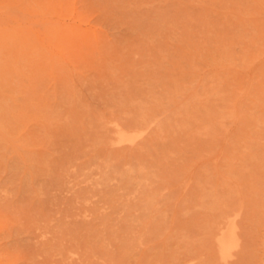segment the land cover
<instances>
[{
  "label": "rangeland",
  "instance_id": "1",
  "mask_svg": "<svg viewBox=\"0 0 264 264\" xmlns=\"http://www.w3.org/2000/svg\"><path fill=\"white\" fill-rule=\"evenodd\" d=\"M0 8V264H264V0ZM236 212L241 245L224 259L215 232Z\"/></svg>",
  "mask_w": 264,
  "mask_h": 264
},
{
  "label": "bare ground",
  "instance_id": "2",
  "mask_svg": "<svg viewBox=\"0 0 264 264\" xmlns=\"http://www.w3.org/2000/svg\"><path fill=\"white\" fill-rule=\"evenodd\" d=\"M74 2H75V1H74ZM0 10H1V8H0ZM8 10H9V9H8ZM12 15H13V14H12ZM34 16H35V15H34ZM16 17H17V15H16ZM11 19H12V18H11ZM13 19H14V18H13ZM31 19H32V18H31ZM6 20H7V19H6ZM8 21H9V19H8ZM38 21H39V20H38ZM12 22H13V21H12ZM26 22H27V21H26ZM18 23H19V22H18ZM20 23L22 24V22H20ZM34 23H35V22H34ZM82 23H83V22H82ZM6 24H7V23H6ZM31 24H32V21H31ZM35 24H36V23H35ZM63 24H64V23H63ZM3 25H5V24H3ZM3 25H2V26H3ZM7 25H8V24H7ZM27 25H28V24H27ZM29 25H30V24H29ZM74 25H75V24H73V27H76V26H77V25H76V26H74ZM71 26H72V24H71ZM32 27H33V26H32ZM34 27H35V26H34ZM34 27H33V28H34ZM65 28H66V27H65ZM76 28H77V27H76ZM79 28H80V27H79ZM93 28H95V27H93ZM36 29H37V28H36ZM39 29H40V28H38V30H39ZM71 29H73V28L71 27ZM95 30H96V29H95ZM16 31H17V30H16ZM18 31H19V30H18ZM32 31H33V30H32ZM73 31H74V29H73ZM75 32H77V31H75ZM82 32H83V31H82ZM84 32H85V30H84ZM94 32H95V31H94ZM79 33H80V31L78 32V34H79ZM20 34H21V33H20ZM36 34H37V33H36ZM36 34H35V35H36ZM42 34H44V33H42ZM64 34H65V33H64ZM64 34H63V37H64ZM69 34H70V33H69ZM80 34H81V33H80ZM82 34H83V33H82ZM85 34H86V33H85ZM87 34H88V33H87ZM32 35H33V34H32ZM81 36H82V35H81ZM81 36H80V37H81ZM34 37H37V35L34 36ZM42 37H43V36H42ZM84 37H85V36L83 35V38H84ZM32 38H33V37H32ZM65 38H66V37H65ZM11 39H13V38H11ZM38 39H39V38H38ZM44 39H45V37H44ZM13 40H14V39H13ZM20 40H21V39H20ZM24 40H25V39H24ZM47 41H48V40H47ZM47 41H46V42H47ZM56 41H57V40H56ZM40 42H41V41H40ZM48 43H49V42H48ZM48 43H47V44H48ZM50 45H51V44H50ZM79 45H80V44H79ZM50 48H52V47H50ZM54 48H55V47H54ZM52 49H53V48H52ZM256 49H257V48H256ZM56 50H57V48H56ZM258 50H259V49H258ZM52 51L54 52V50H52ZM57 51H59V50H57ZM228 51H229V50H226V49H225V51L223 50V52H226V53H227ZM50 52H51V51H50ZM53 52H51V53H53ZM55 52H56V51H55ZM221 52H222V51H220V53H221ZM56 53H57V52H56ZM60 53H61V52H60ZM252 53H253V52H252ZM58 54H59V53H58ZM61 54H62V53H61ZM51 55H52V54H51ZM62 55H63V54H62ZM220 55H222V54H220ZM252 55H253V54H252ZM256 55H257V54H256ZM261 55H262V54H261ZM0 56L2 57V55H0ZM3 56H4V55H3ZM8 56H9V55H8ZM258 56H259V55H258ZM52 57H53V55H52ZM52 57H51V58H52ZM222 58H223V57H222ZM233 58H234V56H233ZM242 58H243V57H242ZM253 58H254V57H253ZM253 58H252V59H253ZM9 59H11V58L9 57ZM25 59H26V58H25ZM224 59H225V58H224ZM224 59H223V60H224ZM231 59H232V58H231ZM243 59H244V58H243ZM219 60H220V59H219ZM16 61H17V60H16ZM24 61H25V60H24ZM31 61H32V60H31ZM225 61H226V60H225ZM225 61H224V62H225ZM228 61H229V60H228ZM263 61H264V60H263ZM263 61H262V62H263ZM17 62H19V61H17ZM20 62H21V61H20ZM25 62H26V61H25ZM27 62H28V61H27ZM33 62H34V61H33ZM254 62H256V60H255ZM29 63H30V62H29ZM218 63H219V62H218ZM222 63H223V61H222ZM236 63H237V62H236ZM236 63H234V64H236ZM260 63H261V62H260ZM260 63H259V64H260ZM25 64H26V63H25ZM220 64H221V63H220ZM223 64H224V63H223ZM223 64H222V65H223ZM234 64H233V66H234ZM241 64H242V63H241ZM252 64H253V63H252ZM15 65H16V64H15ZM218 65H219V64H218ZM222 65H221V67H223L225 64H224L223 66H222ZM226 65H227L226 68H229V67H228V64H226ZM254 65H255V63H254ZM254 65H253V66H254ZM33 66H34V65H33ZM229 66L232 67L231 64H230ZM235 66H236V65H235ZM239 66H240V65H239ZM257 66H258V65H257ZM246 67H247V66H246ZM246 67H245V70L248 71L249 68L247 69ZM248 67H249V66H248ZM216 68H217V66H216ZM224 68H225V67H223V69H224ZM226 68H225V69H226ZM235 68L237 69V67H235ZM255 68H256V66H255ZM220 69H221V68H220ZM220 69H219V70H220ZM223 69H222V70H223ZM236 69H235V70H236ZM240 69H241V68H240ZM240 69H239V70H240ZM226 70H227V69H226ZM226 70H225V71H226ZM237 70H238V69H237ZM239 70H238V71H239ZM242 70H243V69H242ZM242 70H241V71H242ZM245 70H243V71H245ZM254 70H255V69H254ZM254 70H253V71H254ZM216 71H217V70H216ZM216 71H215V72H216ZM249 71H250V69H249ZM262 71H263V70H262ZM219 73H220V72H219ZM241 73H242V72H241ZM263 73H264V71H263ZM222 74H223V73H222ZM249 74H250V73H249ZM255 75H256V74H255ZM244 76H245V75H244ZM247 76H248V75H247ZM251 77L253 78V75L250 76V78H251ZM217 78H219V77L217 76ZM223 78H224V77H223ZM247 78H248V77H247ZM211 79H212V78H211ZM219 79L221 80V77H220ZM7 80H8V79H7ZM263 80H264V79H263ZM221 81H222V80H221ZM221 81H220V82H221ZM225 81H226V80H225ZM248 81H249V80H247V82H248ZM252 81H253V80H252ZM252 81H251V82H252ZM222 82H223V81H222ZM222 82H221V83H222ZM223 83H224V82H223ZM252 83H253V82H252ZM217 84H218V83H217ZM224 84H225V83H224ZM244 84H245V83H244ZM215 85H216V84H215ZM215 85H214V86H215ZM245 85L247 86L248 83H246ZM253 85H254V84H253ZM249 86H250V85H249ZM251 86H252V85H251ZM13 87H14V86H13ZM245 88H246V87H245ZM245 88H244V89H245ZM0 89H1V88H0ZM3 89H4V88H3ZM15 90H16V89H14V91H15ZM215 90H216V89H215ZM230 90H231V88H230ZM241 90H242V89H241ZM241 90H240V91H241ZM0 91H1V90H0ZM231 91H232V90H231ZM235 91H236V90H235ZM243 91H244V90H243ZM247 91H248V90H247ZM1 92H2V91H1ZM211 92H212V91H211ZM213 92H216V91H213ZM217 93H218V92H217ZM223 93H224V92H223ZM223 93H222V94H223ZM238 93H239V92H238ZM240 93H241V92H240ZM242 93H243V92H242ZM247 93H248V92H247ZM3 94H4V93H3ZM206 94H207V93H206ZM211 94H212V93H211ZM234 94H235V93H234ZM5 95L7 96V94H5ZM11 95H12V94H11ZM219 95H220V94H219ZM247 95H249V94H247ZM8 96H9V95H8ZM207 96H209V94H207ZM222 96H223V95H222ZM222 96H220V97L222 98ZM225 96H226V95H225ZM236 96H237V93H236ZM236 96H235V97H236ZM243 96H244V95H243ZM12 97H13V95H12ZM212 97H213V96H212ZM217 97H218V96H217ZM223 97H224V96H223ZM227 97H228V96H227ZM235 97H233V100H234ZM0 98H1V97H0ZM3 98H4V97H3ZM6 98H7V97H6ZM160 98H161V97H160ZM221 98H220V99H221ZM237 98H238V97H237ZM242 98H243V97H242ZM244 98L246 99V96H245ZM250 98H251V97H250ZM8 99H9V98H8ZM11 99H12V98H11ZM155 99H156V98H155ZM157 99H159V98H157ZM220 99H219V100H220ZM252 99H254V97H253ZM2 100H5V98L2 99ZM9 100H10V99H9ZM202 100H203V99H202ZM226 100H227V99H224V101H226ZM233 100H231V101L234 102ZM238 100H239V99H238ZM243 100H244V99H243ZM254 100H255V99H254ZM5 101H6V100H5ZM159 101H160V99H159ZM159 101H158V102H159ZM215 101L218 102V100H215ZM6 102H7V101H6ZM6 102H4V103H6ZM155 102H156V101H155ZM161 102H162V101H161ZM213 102H214V101H213ZM221 102H222V101H221ZM221 102H220V103H221ZM241 102H242V101H241ZM241 102H240V103H241ZM258 102H260V101H258ZM0 103H1V102H0ZM223 103H224V102H223ZM227 103H228V102H227ZM156 104H158V103H156ZM161 104H162V103H161ZM161 104H160V105H161ZM228 104H229V103H228ZM231 104H232V103H231ZM242 104H243V103H242ZM0 105H1V104H0ZM208 105H209V104H208ZM233 105H235V104L233 103ZM1 106H3V105H1ZM157 106H159V105H157ZM214 106H215V105H214ZM216 106H217V105H216ZM216 106H215V107H216ZM226 106H227V105H226ZM235 106H236V105H235ZM235 106H233V107H235ZM259 106H260V105H259ZM8 107H9V106H8ZM217 107H218V106H217ZM221 107H222V106H220L219 108H221ZM0 108L2 109L3 107H0ZM212 108H213V107H212ZM222 108H224V107H222ZM227 108H228V107H227ZM227 108H226V110H228ZM230 108L233 109L231 106H230ZM242 108H243V107H242ZM258 108H259V107H258ZM261 108H262V106H261ZM190 109H191V108H190ZM239 109H240V107H239ZM4 110H5V109H3V111H4ZM218 110H220V109H218ZM221 110H224V109H221ZM236 110H238V109H236ZM243 110H244V109H243ZM238 111L241 112V110H238ZM7 112H8V111H7ZM202 112H203V111H202ZM218 112H219V111H218ZM218 112H217V114H218ZM222 112H223V111H222ZM226 112H227V111H226ZM229 112H230V111H229ZM9 113H10V112H9ZM188 113H189V112H188ZM191 113H192V112H191ZM206 113H207V112H206ZM227 113H228V112H227ZM232 113H233V112H232ZM234 113H235V112H234ZM234 113H233V114H234ZM263 113H264V112H263ZM186 114H187V113H186ZM201 114H202V113H201ZM219 114L221 115L222 113H219ZM230 114H231V112H230ZM242 114H243V113H242ZM8 115H9V114H8ZM187 115H189V114H187ZM213 115H214V114H213ZM223 115H224V114H223ZM227 115H229V113H228ZM234 115H235V114H234ZM237 115H238V113H237ZM239 115H241V113H240ZM248 115H249V114H248ZM9 116H11V115H9ZM214 116H215V115H214ZM214 116H213V117H214ZM241 116H243V115H241ZM250 116H251V115H250ZM255 116H256V115H255ZM190 117H191V116H190ZM195 117H196V116H195ZM223 117H226V114H225V116H223ZM223 117L221 116V118H223ZM228 117L230 118V116H228ZM9 118H10V117H9ZM208 118H209V117H208ZM217 118H218V117H216V120H217ZM251 118H252V117H251ZM11 119H12V118H11ZM11 119H10V121H11ZM218 119H220V118H218ZM224 119H225V118H224ZM224 119L221 120V121L225 122ZM226 119H227V120H230V119H228V118H226ZM233 119H235V118H233ZM238 119L240 120V118L237 117L236 120H238ZM189 120H190V119H189ZM192 120H193V119H192ZM214 120H215V119H214ZM216 120H215V121H216ZM239 120H238V121H239ZM241 120H242V119H241ZM252 120H253V119H252ZM262 120H263V119H262ZM196 121H197V120H196ZM212 121H213V120H212ZM212 121L210 120V122H208V123H211ZM215 121H213L212 123H214ZM219 121H220V120H219ZM233 121H234V120H233ZM258 121H259V120H258ZM12 122H13V121H12ZM145 122H146V121H145ZM234 122H235V121H234ZM236 122H237V121H236ZM240 122H241V121H240ZM3 123H4V122H3ZM9 123H10V122H9ZM229 123H231V122H229ZM246 123H247V121H246ZM258 123H259V122H258ZM260 123H261V122H260ZM262 123H263V122H262ZM145 124H146V123H145ZM216 124H217V123H216ZM218 124H221V122L218 123ZM224 124H225V123H224ZM226 124H227V123H226ZM0 125H2L1 122H0ZM11 125H12V124H11ZM148 125H149V122H148ZM200 125L203 126V127L207 126V124H206V125H204V124H203V125L200 124ZM227 125H228V124H227ZM229 125H230V124H229ZM229 125H228V128L230 129V126H229ZM243 125H244V124H243ZM243 125H242V126H243ZM246 125H247V124H246ZM255 125H256V124H255ZM5 126H6V125H5ZM220 126H221V125H220ZM222 126H223V125H222ZM222 126H221V128H223ZM224 126H226V125H224ZM240 126H241V123H240ZM248 126H250V125H248ZM252 126H253V125H252ZM257 126H258V125H257ZM259 126H260V125H259ZM2 127L4 128V125H3ZM2 127H1V128H2ZM6 127H7V126H6ZM6 127H5V129H6ZM143 127H144V126H143ZM146 127H147V125H146ZM207 127H208V126H207ZM245 127H247V126H245ZM245 127L243 126V128H245ZM3 128H2V129H3ZM161 128H162V127H161ZM161 128H160V129H161ZM196 128H197V127H196ZM216 128H217V127H216ZM247 128H248V127H247ZM254 128H255V126H254ZM197 129H198V128H197ZM202 129H203V128H202ZM229 129H228V130H229ZM256 129L258 130V128H256ZM206 130H207V129H206ZM219 130H220V129H219ZM222 130H227V128L224 127V129H222ZM247 130H248V129H247ZM257 130H256V131H257ZM260 130H261V129H260ZM263 130H264V128H263ZM7 131H8V130H7ZM9 131H10V130H9ZM194 131H196V130H194ZM198 131H199V129H198ZM200 131H201V130H200ZM231 131H232V129H231ZM254 131H255V130H254ZM11 132H12V131H11ZM11 132H8V133H11ZM118 132H119V139H120V140H130V141H131V140H134L136 137L140 136V135L143 133V130H140V131H138L137 133L129 134L127 130H125V129H123V128L120 127L119 130H118ZM225 132H226V131H225ZM248 132H249V130H248ZM12 133H13V132H12ZM259 133H260V132H259ZM259 133H258V134H259ZM13 134H14V133H13ZM211 134H212V133H211ZM217 134H218V135H221V134H219V133H217ZM224 134H225V133H224ZM213 135H214V134H213ZM227 135H228V134H227ZM240 135H241V134H240ZM254 135L257 136V134H254ZM259 135H260V134H259ZM14 136H15V135H14ZM228 136H229V135H228ZM230 136H231V134H230ZM249 136H250V135H249ZM251 136H253V135H251ZM256 136H255V137H256ZM215 137H216V136H215ZM222 137H224V136H222ZM2 138H3V137H2ZM12 138H13V137H12ZM230 138H231V137H230ZM238 138H240V137L238 136ZM263 138H264V137H263ZM3 139H4V138H3ZM13 139H14V138H13ZM19 139H20V137H19ZM19 139H17V140H19ZM21 139H22V138H21ZM216 139H217V138H216ZM218 139H220V137H219ZM221 139H222V138H221ZM221 139H220V141H221ZM249 139H250V138H249ZM255 139H256V138H255ZM257 139H258V136H257ZM260 139H261V138H260ZM14 140H15V139H14ZM251 140H252V139H251ZM261 140H262V139H261ZM261 140H259V141H261ZM5 141H8V140H5ZM22 141H23V140H22ZM22 141H19V142L21 143ZM210 141H211V140H210ZM227 141H228V140H227ZM246 141H247V140H246ZM211 142H213V141H211ZM222 142H223V141H221V142H219V143L222 144ZM239 142H240V141H239ZM239 142H238V143H239ZM261 142H262V141H261ZM5 143H6V142H5ZM208 143H209V142H208ZM225 143H226V142H225ZM248 143L250 144V141H249V140H248ZM259 143H260V142H259ZM217 144H218V143H217ZM251 144H252V143H251ZM261 144H262V143H261ZM263 144H264V143H263ZM4 145H5V144H4ZM211 145H212V144H211ZM225 145H226V144H225ZM247 145H248V144H247ZM259 145H260V144H259ZM216 146H217V147H215V148H217V149H214L215 151H216V150H219V149H218V145H216ZM221 146H223V145H221ZM207 147H208V146H207ZM219 147H220V144H219ZM237 147H238V146H237ZM245 147H246V146H245ZM248 147H250V146H248ZM224 148H225V147H224ZM263 148H264V147H263ZM220 149H221V147H220ZM222 149H223V147H222ZM245 149H246V148H245ZM247 149H248V148H247ZM250 149H251V148H250ZM261 149H262V148H261ZM256 150H257V149H255V151H256ZM212 151H213V150H212ZM212 151H210L209 153L212 154V153H213ZM222 151H224V150H222ZM232 151H233V150H232ZM250 152H251V151H250ZM250 152H249L248 155H251V156H252V155H255V154H250ZM216 153H217V151H216ZM216 153H214V154H216ZM219 153H220V152H219ZM222 153H223V152H222ZM232 153H233V152H232ZM244 153H245V152H244ZM251 153H252V152H251ZM262 153H263V152H262ZM214 154H212V155H214ZM239 154H241V152H240ZM263 154H264V153H263ZM218 155H220V154H218ZM218 155H217V156H218ZM257 155H258V154H257ZM257 155H256V156H257ZM210 156H211V155H210ZM210 156H209V157H210ZM241 156H242V155H241ZM215 157H216V156H215ZM215 157H213V160H215V159H214ZM219 157H221V155H220ZM242 157H244V156H242ZM262 157H264V156L262 155ZM217 158H218V157H216V161H218ZM227 158H228V157H227ZM258 158H259V157H258ZM258 158H256L255 160L257 161ZM219 159H220V158H219ZM222 159H223V158H222ZM228 159H229V158H228ZM207 160H208V159H207ZM231 160H232V159H231ZM235 160H237V158H235ZM246 160H247V159H246ZM250 160H251V159H250ZM263 161H264V160H263ZM210 162H211V161H210ZM142 163H143V162H142ZM142 163H140V164L142 165ZM211 163H212V162H211ZM217 163H218V165H221V164H219V161H218ZM217 163L214 162V165H216ZM225 163H226V162H225ZM228 163H229V162H228ZM232 163H233V162H232ZM250 163H251V161H250ZM127 164H128V163H127ZM138 164H139V163H138ZM157 164H158V163H157ZM159 164H160V162H159ZM141 165H139V166L137 165V166H138V169H140V166H141ZM161 165H162V164H161ZM229 165H230V164H229ZM233 165H234V164H233ZM257 165H258V164H257ZM129 166H130V168H131V166L136 167V166H134L133 164H132V165H129ZM156 166H157V165H156ZM159 166H160V165H159ZM216 166H217V165H216ZM216 166H215V167H216ZM221 166H222V165H221ZM239 166H240V165H239ZM133 167H132V168H133ZM144 167H145V165L143 166V169H144ZM219 167H220V166H219ZM224 167H225V166H224ZM230 167H231V166H230ZM259 167H260V166H259ZM127 168H128V166H127ZM145 168H147V167H145ZM217 168H218V167H217ZM217 168H216V169H217ZM220 168H221V167H220ZM220 168H218V169H220ZM249 168H250V166H249ZM260 168H262V165H261ZM134 169H135V168H134ZM134 169H128V172H129V170H134ZM126 170H127V169H126ZM220 170H221V169H220ZM237 170H238V168H237ZM121 171H123V170H121ZM139 171H140V170H139ZM222 171H223V170H222ZM224 171H225V170H224ZM224 171H223V172H224ZM242 171H243V170H242ZM242 171H241V172H242ZM136 172H137V171H135V174L138 173V172H137V173H136ZM144 172H145V171H144ZM148 172H151V171H148ZM223 172H221V173H223ZM129 173H130V172H129ZM129 173H127V172L125 171L124 174H129ZM140 173H141V172H140ZM152 173L154 174V172H152ZM141 174H142V173H141ZM146 174H147V173H146ZM223 174H224V176L226 175V173H223ZM227 174H228V173H227ZM234 174H235V173H234ZM129 175H130V174H129ZM129 175H128V178L130 179L132 176L129 177ZM131 175H133V177H134V176L136 177V178H134V179H137V177L139 176V175L136 176V175H134V174H131ZM155 175H156V174H155ZM218 175H219V173H218ZM124 176L127 177V175H124ZM147 176H148V175H147ZM226 176H227V175H226ZM226 176H225V177H226ZM228 176H229V175H228ZM228 176H227V177H228ZM230 176H231V175H230ZM191 177H192V175H191ZM213 177H215V176H213ZM217 177H219V176H217ZM227 177H226V178H227ZM233 177H234V176H233ZM238 177H239V176H238ZM238 177L235 176V177H234V178H235L234 180L237 181ZM247 177L250 178L249 175H248ZM115 178H116V177H115ZM138 178H139V177H138ZM142 178L145 179V177H143V176H142ZM142 178L140 177L138 180L140 181V179H142ZM221 178H222V177H221ZM236 178H237V179H236ZM239 178H240V177H239ZM134 179H133V180H134ZM227 179H230V180H231L230 177L227 178ZM252 179H253V177H252ZM125 180H126V179H125ZM149 180H150V179H149ZM200 180H201V179H200ZM218 180H219V178H218ZM218 180H217V181H218ZM232 180H233V179H232ZM234 180H233V181H234ZM247 180H249V179H247ZM247 180H246V179H245V180H244V179H243V180L241 179V180H240L241 182H240V181H237V182H240L241 184H243L242 181H246V187H247V186H248V185H247ZM250 180H251V179H250ZM250 180H249V182H250ZM130 181H131V179H130ZM139 181H138V182H139ZM142 181H143V180H141V182H142ZM145 181H146V180H145ZM147 181H148V180H147ZM214 181H215V180H214ZM254 181H255V180L253 179V181L251 180L250 183L252 184V182H254ZM131 182H132V181H131ZM135 182H136V181H135ZM135 182H134V183H135ZM186 182H187V181H186ZM215 182H216V181H215ZM249 182H248V183H249ZM128 183H129V182H128ZM147 183H148V182H147ZM199 183H201V182H199ZM203 183H204V182H203ZM217 183H218V182H216L215 185L212 183L213 185H212L211 188L214 187V190H216L215 186L217 187V185H216ZM220 183H221V182H220ZM220 183H219V184H220ZM234 183H235V182H234ZM255 183H256V181H255ZM142 184H143V183L139 184V187H140V185H142ZM225 184H226V183H225ZM235 184H236V183H235ZM237 184H238V183H237ZM241 184H240V187L242 188ZM144 185H145V184H144ZM221 185H222V184H221ZM256 185H257V184H256ZM202 186H203V185H202ZM224 186H225V185H224ZM238 186H239V184H238ZM204 187H206V186H204ZM246 187H245V188H246ZM248 187H250V186H248ZM252 187L255 188V186H252ZM258 187H259V185H258ZM124 188H125V187H124ZM207 188H209V187H207ZM207 188H206L205 192L207 191ZM218 188L221 189L220 186H218ZM218 188H217V189H218ZM223 188H224V187H223ZM245 188H244V189H245ZM198 189H199V186H198ZM200 189H202V188H200ZM200 189H199V190H200ZM237 189H240V188H237ZM256 189H257V187H256ZM199 190H198V191H199ZM203 190H204V189H203ZM203 190H202V191H203ZM209 190H212V189H208V192H209ZM235 190H236V189H235ZM151 191H152V190H151ZM153 191H154V190H153ZM202 191H201V192H202ZM216 191H217V190H216ZM248 191H250V190H248ZM147 192H148V191H147ZM199 192H200V191H199ZM217 192H218V191H217ZM220 192H221V190H220ZM223 192H224V189H223ZM128 193H129V192H128ZM148 193H149V192H148ZM148 193H147V196L150 197V195H148ZM236 193H237V192H236ZM242 193H244V192H242ZM251 193H252V191H251ZM256 193H257V192H256ZM149 194H150V193H149ZM154 194H156V193H152V195H154ZM200 194H202V193H200ZM200 194H198V195H200ZM210 194H211V193H210ZM213 194H215V192H214ZM222 194H223V193H222ZM246 194H247V193H246ZM121 195H122V194H121ZM205 195H207V194H205ZM217 195L219 196V194H216L215 196H214V195H213V196H212V195H208V196L216 197ZM200 196H201V198L203 197V195H200ZM224 196H225V195H224ZM238 196H240V194H238ZM242 196H243V195H242ZM197 197H198V196H197ZM221 197H223V195H221ZM246 197H247V196H246ZM251 197H252V195H251ZM145 198H146V197H145ZM151 198H152V197H151ZM151 198H150V201H151ZM199 198H200V197H199ZM236 198H237V196H236ZM248 198H249V194H248ZM248 198H247V199H248ZM253 198H254V197H253ZM148 199H149V198H147V200H148ZM153 199H154V198H153ZM153 199H152V200H153ZM202 199H203V198H202ZM209 199H210V198H209ZM209 199H208V200H209ZM218 199L221 200V198H216V200H218ZM234 199H235V198H234ZM243 199H245V198H243ZM255 199H256V198H255ZM155 200H157L156 196H155ZM203 200H205V199H203ZM216 200H212V201H214V203H215ZM145 201H146V200H145ZM197 201H198V200H197ZM210 201H211V200H210ZM242 201H243V200H242V198H241V199L239 200V204L242 203ZM146 202H149V200L146 201ZM155 202H156V201H155ZM198 202H199V201H198ZM205 202H206V200H205ZM244 202H245V201H244ZM244 202H243V203H244ZM249 202H250V201H249ZM127 203H128V202H127ZM207 203L209 204L208 201H207ZM224 203H225V202H224ZM243 203H242L241 205H243ZM246 203H247V202H246ZM149 204H150V203H149ZM149 204H147V205H149ZM202 204H203V202H202ZM208 204H207V208H208ZM218 204H219V203H218ZM232 204H233V203H232ZM195 205H198V204H194V206H195ZM200 205H201V204H200ZM212 205L214 206V204H212ZM212 205H211V206H212ZM241 205H240V207H239V206H237V207H239V208L241 209V208H242ZM151 206H153V205H151ZM151 206H150V207H151ZM190 206H191V205H190ZM198 206H199V205H198ZM209 206H210V205H209ZM215 206H217V203H216ZM227 206L229 207V205H227ZM227 206H226V207H227ZM231 206H232V209H233V205H231ZM235 206H236V205H235ZM261 206H263V204H261ZM163 207H164V206H163ZM201 207H202V206H201ZM255 207H256V205H255ZM187 208H188V207H186V209H187ZM189 208H190V207H189ZM203 208L206 209L205 207H203ZM209 208L212 210V207H209ZM216 208H217V207H216ZM245 208H246V207H245ZM218 209H219V206H218ZM235 209H236V207H235ZM235 209H234L233 211H237V209H236V210H235ZM184 210H185V208H184ZM228 210H230V209H228ZM248 210H249V209H248ZM261 210H262V209H261ZM187 211H188V209H187ZM223 211H224V210H223ZM223 211H222V215H220L221 218H222V216H223V218H224ZM238 211H239V210H238ZM240 211H242V210H240ZM163 212H165V210H164ZM244 212H245V211H244ZM256 212H258V211H256ZM201 213H202V212H201ZM209 213H210V212H209ZM211 213H212V212H211ZM211 213H210V214H211ZM240 213H241V212H240ZM262 213H263V212H262ZM165 214H166V213H165ZM165 214H164V216H165ZM202 214H203V213H202ZM224 214H225V212H224ZM229 214H230V213L226 214V216L229 215ZM231 214H232V215H230L229 219H228L227 222H226V225H225V221H226V220H223L224 223H222V224H224L225 226H224V225H222V226H217V227H219L220 229H219V232H215V233H217V237H216V244H217V246H218L217 248L219 249V253H220L221 257L224 258V259H226V258L228 259L229 256H231L232 254H234L235 250H233V249L239 245V237L241 236V234H239V233H240V231H239V230H240V228H239V227H240V226H239L240 224H238V222H237V220H238V219H237V217H238V213L236 212V213H234V214H233V213H231ZM244 214H245V213H244ZM246 214H247V213H246ZM250 214H251V213H250ZM263 214H264V213H263ZM255 215H257V214H255ZM166 216H167V215H166ZM214 216H216V215H214ZM226 216H225V218H226ZM248 216H249V215H248ZM165 218H167V217H165ZM197 218H198V217H197ZM199 218H202V216H199ZM203 218H204V217H203ZM216 218H217V216H216ZM225 218H224V219H225ZM219 219H220V218H217V220H219ZM258 219H259V218H258ZM259 220H260V219H259ZM205 221H208V220H204V222H205ZM212 221H213V219H212ZM212 221H211V222H212ZM215 221H216V219H215ZM215 221H214V223H216ZM220 221H222V219H221ZM220 221H219V222H220ZM256 221H258V220L255 219V222H256ZM219 222L217 221V225H218ZM260 222H261V221H260ZM201 224H202V222H201ZM220 224H221V222H220ZM220 224H219V225H220ZM256 224H257V223H256ZM263 224H264V221H263ZM263 224H261V225H263ZM182 225H183V224H182ZM205 225H206V224H205ZM254 225H255V224H254ZM206 226H207V225H206ZM211 226H212V225H211ZM251 226H252V225H251ZM258 226H259L258 229H260L261 226H260V225H258ZM255 227H257V226L255 225ZM202 228H204V227H202ZM263 228H264V226H262V229H263ZM208 229H209V228H208ZM209 230H210V229H209ZM211 231H212V230H211ZM261 231H262V230H261ZM261 233H262V232H260L259 234L261 235ZM204 234H205V233H204ZM209 234H210V233H209ZM213 234H214V233H213ZM262 234H263V233H262ZM212 236H213V235H212ZM215 236H216V234L214 235V237H215ZM241 238H242V237H241ZM241 238H240V239H241ZM260 238H261V237H260ZM260 238H259V239H260ZM262 238H264V236H262ZM210 240H211V239H210ZM241 240H242V239H241ZM241 240H240V241H241ZM210 243H211V242H210ZM261 243H262V241H261ZM263 243H264V240H263ZM240 245H241V244H240ZM240 245H239V246H240ZM260 245L263 246L264 244H260ZM201 246H202V245H201ZM240 249H241V248H240ZM240 249H237V250H240ZM254 249H255V248H254ZM232 250H233V251H232ZM262 251H263V250H262ZM242 253H243V252H242ZM236 254H237V253H236ZM261 254H262V253H261ZM263 254H264V253H263ZM256 255H257V254H256ZM258 255H259V254H258ZM199 256H201V255H199ZM260 256H261V255H260ZM263 257H264V256H263ZM257 258H260V257H257ZM261 259H262V262H263L264 258L261 257L259 260H261ZM194 260H195V259H194ZM189 261H190V260H189ZM191 262H192V261H191ZM204 262H205V261H204ZM257 262H259V261H257ZM184 263H185V261H184ZM190 264H193V263H190ZM197 264H198V263H197Z\"/></svg>",
  "mask_w": 264,
  "mask_h": 264
}]
</instances>
